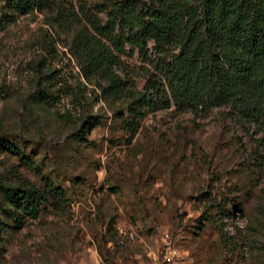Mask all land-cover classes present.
I'll return each mask as SVG.
<instances>
[{
	"label": "rangeland",
	"instance_id": "1",
	"mask_svg": "<svg viewBox=\"0 0 264 264\" xmlns=\"http://www.w3.org/2000/svg\"><path fill=\"white\" fill-rule=\"evenodd\" d=\"M109 11L0 0V264H155L165 233L174 264H264V123L229 104L150 108L153 64L178 48L132 45L123 22L113 44L94 31ZM81 34L118 81L92 67ZM31 185L48 196L37 217L4 191Z\"/></svg>",
	"mask_w": 264,
	"mask_h": 264
},
{
	"label": "trees",
	"instance_id": "2",
	"mask_svg": "<svg viewBox=\"0 0 264 264\" xmlns=\"http://www.w3.org/2000/svg\"><path fill=\"white\" fill-rule=\"evenodd\" d=\"M8 1L30 10L55 0ZM108 4L106 24L94 27L100 37L121 45L114 30L117 22H123L128 29L125 41L132 45L143 48L150 37L160 47L178 48L153 64L155 72L142 92L150 108L229 104L247 119L264 123V0H150L146 12L133 0H108ZM77 41L87 49L92 67L118 81L111 69L112 56L100 41L84 34ZM132 109L133 115L141 114L138 107ZM4 191L33 217L48 200L46 191L35 185Z\"/></svg>",
	"mask_w": 264,
	"mask_h": 264
},
{
	"label": "built area",
	"instance_id": "3",
	"mask_svg": "<svg viewBox=\"0 0 264 264\" xmlns=\"http://www.w3.org/2000/svg\"><path fill=\"white\" fill-rule=\"evenodd\" d=\"M166 236L165 248L162 252L160 259L155 264H174L176 249L173 247L169 240V234L165 233Z\"/></svg>",
	"mask_w": 264,
	"mask_h": 264
}]
</instances>
